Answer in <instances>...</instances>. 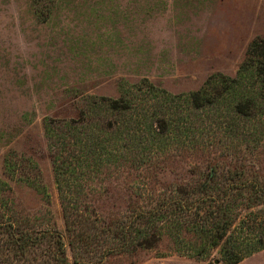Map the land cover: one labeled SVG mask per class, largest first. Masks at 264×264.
Returning a JSON list of instances; mask_svg holds the SVG:
<instances>
[{
  "label": "rangeland",
  "instance_id": "374dc122",
  "mask_svg": "<svg viewBox=\"0 0 264 264\" xmlns=\"http://www.w3.org/2000/svg\"><path fill=\"white\" fill-rule=\"evenodd\" d=\"M257 37H264V0H0V180L10 185L22 214L56 231L37 236L23 255L0 248L4 262L216 264V250L203 259L183 257L165 237L151 249L111 254L113 240L103 222L135 226L139 210L157 206L190 173L230 168L232 156L241 159L252 149L235 143L212 153L177 150L144 165L107 159L82 183L85 211L95 212L98 221L89 226L86 244L75 241L81 249L72 251L43 122L77 120L85 113L90 124H109L115 117L93 109L91 98H118L121 81L147 78L182 94L217 72L234 77ZM260 127L264 136V120ZM8 155L33 161V186L20 181L18 170L4 171ZM239 264H264V250Z\"/></svg>",
  "mask_w": 264,
  "mask_h": 264
},
{
  "label": "trees",
  "instance_id": "16d2710c",
  "mask_svg": "<svg viewBox=\"0 0 264 264\" xmlns=\"http://www.w3.org/2000/svg\"><path fill=\"white\" fill-rule=\"evenodd\" d=\"M118 89V98H91L92 108L115 117L105 126L90 124L85 113L77 120L43 122L71 250L81 249L74 247L75 241L86 244L89 226L98 221L95 212L85 211L82 183L99 173L107 159H139L144 165L172 151L212 153L240 143L252 153L232 156L230 168L190 173L157 206L139 210L135 226L108 221L103 231L113 240L111 254L151 249L163 237L183 257L203 259L216 250V264H239L263 251L264 154L256 151H264L258 131L264 120V37L250 42L234 77L214 73L196 91L172 94L147 78L136 84L121 81ZM3 165L8 175L18 170L20 181L34 185L37 167L32 160L8 155ZM32 219L21 213L10 185L0 180V238L5 242L0 248L23 255L37 236L56 232ZM2 254L0 264H10Z\"/></svg>",
  "mask_w": 264,
  "mask_h": 264
}]
</instances>
